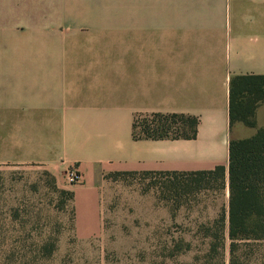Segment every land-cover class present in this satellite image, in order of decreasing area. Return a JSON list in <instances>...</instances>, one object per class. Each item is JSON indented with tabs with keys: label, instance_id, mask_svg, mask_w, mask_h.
I'll use <instances>...</instances> for the list:
<instances>
[{
	"label": "crops",
	"instance_id": "obj_1",
	"mask_svg": "<svg viewBox=\"0 0 264 264\" xmlns=\"http://www.w3.org/2000/svg\"><path fill=\"white\" fill-rule=\"evenodd\" d=\"M237 75H264V0H0V166L76 167L77 206L103 174L227 170ZM154 114L196 117L197 137L135 139Z\"/></svg>",
	"mask_w": 264,
	"mask_h": 264
},
{
	"label": "rangeland",
	"instance_id": "obj_2",
	"mask_svg": "<svg viewBox=\"0 0 264 264\" xmlns=\"http://www.w3.org/2000/svg\"><path fill=\"white\" fill-rule=\"evenodd\" d=\"M177 127L183 134V124ZM241 128L240 138L253 134ZM191 181L103 174L96 205L86 196L77 206L84 181L0 166V264H230L227 228L222 257L209 256L214 222L228 211V181L208 177L198 189ZM96 220L97 233L81 235ZM263 251L264 242L240 241L236 264H261Z\"/></svg>",
	"mask_w": 264,
	"mask_h": 264
},
{
	"label": "trees",
	"instance_id": "obj_3",
	"mask_svg": "<svg viewBox=\"0 0 264 264\" xmlns=\"http://www.w3.org/2000/svg\"><path fill=\"white\" fill-rule=\"evenodd\" d=\"M264 103V75L233 76L229 85V120L232 127L241 123L248 128H256V110ZM152 118V119H150ZM183 124V134H179L178 124ZM198 119L185 115H161L137 117L133 125L135 139H185L197 137ZM135 175V173H116ZM145 176H161L173 183L179 177L192 178L191 185L198 189L205 178L215 176L228 181L229 203L227 214H222L214 222L215 232L209 237V256L222 257L225 246V229L230 240V264L239 260L240 241L264 242V128L246 139L231 140L229 143L228 169L218 166L213 171L184 173H143ZM210 232V229H208ZM264 252V251H263ZM260 254L264 264V253ZM220 264H225L223 261Z\"/></svg>",
	"mask_w": 264,
	"mask_h": 264
},
{
	"label": "built area",
	"instance_id": "obj_4",
	"mask_svg": "<svg viewBox=\"0 0 264 264\" xmlns=\"http://www.w3.org/2000/svg\"><path fill=\"white\" fill-rule=\"evenodd\" d=\"M65 180L71 185L80 184L83 181V175L76 167H70L65 172Z\"/></svg>",
	"mask_w": 264,
	"mask_h": 264
}]
</instances>
